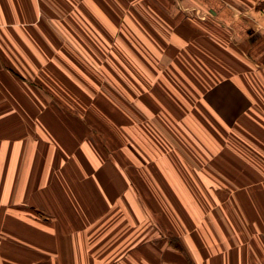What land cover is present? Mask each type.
Segmentation results:
<instances>
[{
	"label": "crops",
	"instance_id": "crops-1",
	"mask_svg": "<svg viewBox=\"0 0 264 264\" xmlns=\"http://www.w3.org/2000/svg\"><path fill=\"white\" fill-rule=\"evenodd\" d=\"M185 1L0 0V106L8 107L0 113V233L20 253L16 248L23 246V207L51 220L44 225L52 230L51 240L45 232L46 240L36 243L37 260L28 264H264V45H257L264 43V16L258 14L264 11V0H195L217 14L205 22L181 17L179 5ZM133 26L131 38L127 32ZM184 37L190 43L200 39L199 51L187 52L190 43ZM154 39L167 46L160 49L161 61L154 57L159 67L181 76H173L172 84L166 78L156 81L140 105L186 106L182 90H189L191 74L200 79L194 89L202 94L197 96L208 109L212 128L207 132L213 134L211 143H200L212 158L205 168L195 165L196 170L180 158V194L170 198L186 213L191 205L195 228L183 233L181 223L188 216L182 213L176 222L166 219L164 210L174 236L151 231L153 241L143 245L141 221L151 220L134 184L139 158H131L127 169L111 160L109 152L85 144L77 152L81 162L55 172L60 157L47 163L45 154L60 143L52 134L45 136L50 134L45 132L48 124L38 109L58 106L56 96L69 104L60 90L75 75L93 87L92 75L106 74L101 72L108 65L105 44H115L116 66L124 68L125 43L148 44L136 49L156 51L150 49ZM220 42L228 48L222 53ZM129 60L127 72L144 73L137 57ZM148 73L147 82L153 75ZM51 180H56L52 187ZM154 218L164 224L157 214ZM145 246L147 258H141ZM157 248V257H149V250ZM19 262L18 255L0 260L23 264Z\"/></svg>",
	"mask_w": 264,
	"mask_h": 264
},
{
	"label": "rangeland",
	"instance_id": "rangeland-1",
	"mask_svg": "<svg viewBox=\"0 0 264 264\" xmlns=\"http://www.w3.org/2000/svg\"><path fill=\"white\" fill-rule=\"evenodd\" d=\"M179 6L181 8L179 14H182L181 17L185 19L198 18L205 22L217 18L216 12L197 3L195 0H186L185 5L182 3L183 7ZM143 12L141 11V14ZM258 14L264 16V11L258 12ZM133 27L127 32V35L131 38H133L132 29H136L135 26ZM155 29L164 30V27H157ZM167 29L170 30V28ZM156 33L157 36H162V32ZM166 34L169 35L171 33H163L165 36ZM176 39L181 40L180 44L182 42L185 43L184 40H187L185 37L184 40L183 38ZM187 42L190 43V40H187ZM200 43H202L200 39L190 43L185 50L187 52L199 51L197 46ZM257 45L260 47L264 43L258 42ZM105 46L107 47L106 62L108 65L102 66L101 72L106 74L92 75L93 87L87 86L79 76L75 75L73 76L74 80L71 79L70 85L67 84V88L60 90V92L69 98V104H65V99L62 96H56L59 98L55 101V103L59 104L58 106L50 105V107L38 109L40 118L48 124L46 126L48 131L46 130L45 132H50V134H45V136L52 134V137L60 143L55 145L56 149L52 154H45L47 163L54 162L53 158L55 157H60L62 164L59 168L55 169V172L61 174L63 173V167L65 168L70 163L75 164V161L81 162L77 157V152L85 144L92 148L95 147L103 153L109 152L111 160L122 162L127 169L130 167L127 163L131 162V158H139L140 170L137 171L139 175L134 177V184L139 188L140 195L142 194L146 200L141 204V208L149 217V220H151L149 224L141 221L140 232L138 228H135L139 232L141 243L143 245L151 244L153 241L151 236H154L151 234V231L155 230H159L161 237H167L168 233L174 236V232H172L164 219V210L167 212L166 219L169 217L176 222L179 221L180 214L184 213V215H187L188 220L186 223L182 222L181 225L184 227L182 229L183 233H189L195 228L197 221L189 209L191 205L188 204L186 210L192 214V218L188 212L186 213L181 208L178 202L171 201L170 198H175L176 194L177 198H179V191L181 189L179 186L181 179V172L179 171L180 158L186 162L189 161L190 164H193L192 167L194 168L195 165L205 168L206 161L209 162L212 158V155L205 153V147L200 143L202 141L211 143L213 136V134H208L207 132L211 130L212 126L209 120L208 109L204 106L202 94L194 89L195 81L200 82V79L197 80L191 74L193 80L187 85L189 90H182L181 99L186 100V106H149L147 104L142 106L140 103L145 98H148L147 93L149 89L147 88L152 84L161 78L168 79L169 83L172 84L173 76H181L176 70L174 71L177 74L169 75L164 67H159L158 59L154 58L158 56L161 61L163 52L160 49L167 48V46L163 42L155 40L154 44H151L150 49L156 47L158 50L154 51L152 49L153 51H149V49H140L142 51L140 52L136 48L144 46L147 48L148 44L125 43L122 46L124 68L116 66L115 44L109 43L105 44ZM218 46L221 53L224 49H228L222 42ZM103 56L105 57L104 51ZM132 56L137 57V60L140 61L139 66L143 69V74L138 75L127 72L128 69L126 67L130 64L131 60L129 58ZM239 58L237 57V59ZM95 62L96 60H93V63ZM152 62L154 64L156 62L157 67ZM208 62L212 63L213 59H208ZM128 68H131V66ZM148 72L153 75L148 76V78H152L147 82L146 77L149 74ZM209 77L207 75L204 76V85L211 83ZM73 81L75 86L72 85ZM99 85L101 86V90H98ZM137 86L144 87V89H135ZM197 93L201 95L197 96ZM178 95L176 94V96ZM172 97L175 98V95H172ZM50 103L52 104L53 101H50ZM7 108L0 106V113H3ZM36 123L38 126L41 124L38 122V119ZM37 135H31L30 138L35 139ZM216 135L221 140L222 136L220 134ZM87 140H91L92 142H86ZM52 183H56V180H51V187ZM62 183L63 181L61 180L60 184ZM62 190L65 192L64 188ZM26 209L31 210V208L28 206L26 208L23 207V223L26 224L25 228L23 226V246L19 244L17 246L16 243L11 242L12 245L18 247L16 250L20 253H16L13 247L10 249L7 236L0 233V246H2V249H0V260L7 259L9 255L12 257L18 255L20 262L28 264L31 261L37 260L36 256L34 257L33 255H39L37 247L39 249L40 246L37 244L41 238L45 239V232L50 234L48 236H50L51 240L52 230L44 226L49 224L51 220L40 216L38 211L29 212L25 211ZM154 214H157L158 218L164 221V224L160 221L157 222L158 220L155 218L153 219ZM203 221L211 222L207 218ZM36 226L39 228L37 229ZM223 228L224 225L222 224ZM19 233L22 232L19 231ZM159 238L157 236L156 242L159 241ZM20 239L18 237V242ZM3 247L5 255L8 253L6 257L5 255L3 256ZM143 248L144 250L140 251L139 257L141 258H144L148 252L147 246ZM149 253V257H157L158 248L154 252H150L149 250ZM93 254L99 256V252L94 251ZM126 254L128 256V252ZM127 256L124 255V258Z\"/></svg>",
	"mask_w": 264,
	"mask_h": 264
}]
</instances>
